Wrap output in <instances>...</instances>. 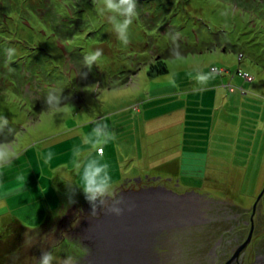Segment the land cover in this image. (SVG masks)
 Instances as JSON below:
<instances>
[{
    "label": "rangeland",
    "instance_id": "1",
    "mask_svg": "<svg viewBox=\"0 0 264 264\" xmlns=\"http://www.w3.org/2000/svg\"><path fill=\"white\" fill-rule=\"evenodd\" d=\"M230 1L238 4L136 1L124 46L93 0H0V116L8 118L5 132L14 131L9 146L20 152L0 169V230L14 219L23 226L2 234L0 264H39L44 250L53 252V264L67 256L74 264H223L228 238L247 235L240 218L249 221L264 188V0ZM175 11L227 33L235 49L181 53L168 46L157 34ZM8 48L16 50L11 60ZM97 49L103 54L89 69L84 55ZM159 53L167 72L149 77ZM44 54L54 74L61 71L58 79H44L43 64L33 68L32 57ZM34 72L56 83L67 107L41 108L50 90H40ZM94 128L112 138L95 145ZM92 158L110 165L114 185L112 197L97 201L96 216L75 167L77 159ZM140 179L201 194L205 204L186 206L170 192L167 207L131 197L120 215L109 212L119 197L147 189L131 187ZM261 197L254 234L264 232ZM134 212L136 219L145 215L146 227L126 232V239L115 234L121 228L111 222L129 229Z\"/></svg>",
    "mask_w": 264,
    "mask_h": 264
},
{
    "label": "clouds",
    "instance_id": "2",
    "mask_svg": "<svg viewBox=\"0 0 264 264\" xmlns=\"http://www.w3.org/2000/svg\"><path fill=\"white\" fill-rule=\"evenodd\" d=\"M94 4L98 5L97 10L102 15H106L108 23L111 25L112 31L117 35V39L121 41L122 45L127 46L129 43V28L133 23V19L137 15V3L136 0H93ZM14 48H8L5 50L7 57L11 60L15 54ZM102 50L97 49L95 51H89L84 55V64H87L89 69L93 62L98 64L100 57L102 56ZM86 74H82V78ZM55 92V95L53 93ZM65 99L62 94L53 89L47 94L45 100V106L52 111H60L67 107L65 103H61V100ZM0 169L10 166L15 159L19 158L20 152L11 148L8 143V134L14 135L13 129L9 128L6 133L4 126L8 125V118L6 116H0ZM259 130V128H258ZM93 136H95V145L106 142L112 138L110 134L107 136L101 133L97 128L93 129ZM86 140L90 141L91 137H87ZM94 145V147H95ZM75 167L80 176L79 189H82L84 198L91 206V215L96 216L97 213V201L103 204L106 198L113 196L114 185L112 176L110 173V165L106 162L102 163L97 158H92L84 163H80L79 159L75 162ZM22 179V178H19ZM71 188L73 185H68ZM123 202V197H119L116 200V206L108 209L109 212L116 215H120L123 209L119 206ZM55 260L54 254L51 250H44L39 257V264H53ZM64 264H74L72 257L67 256L64 259Z\"/></svg>",
    "mask_w": 264,
    "mask_h": 264
},
{
    "label": "trees",
    "instance_id": "3",
    "mask_svg": "<svg viewBox=\"0 0 264 264\" xmlns=\"http://www.w3.org/2000/svg\"><path fill=\"white\" fill-rule=\"evenodd\" d=\"M227 2H229L230 4L234 5V3L238 4L237 1H235L234 3H232V1L230 0H226ZM150 2V1H149ZM147 3V2H145ZM236 7H239L236 5ZM243 9V8H242ZM184 13H179L178 11H175L174 13L170 14L169 17L167 18L166 21V26L165 28H163V31H165L164 33H160L157 34L161 37H164L166 39V43L168 44V46L173 45V47L176 46V48L179 50V52L184 53L185 51H209L210 49H214L216 46H220V48L222 50H230V49H235V44L231 43L229 41V37L227 35V33L223 32V33H218V32H212L210 29H207L206 24H204L201 20L199 19H188V15H186L185 17H181V15L183 16ZM185 18V19H184ZM182 20V21H180ZM202 25H204L203 30L201 29ZM207 30H206V29ZM64 31V29H63ZM72 31L69 32H63L64 36H68L71 34ZM69 33V34H68ZM156 35V36H157ZM169 37V38H168ZM247 44H250L249 41H246ZM262 46H264V44H262ZM172 47V46H171ZM242 54V53H241ZM19 58H22V56H19ZM31 59V56H30ZM84 59V58H83ZM33 60V68L36 69V64L40 65L43 64L44 66V76L46 78L44 79H48L47 81H50V79L54 78V79H58L59 77H61V71L60 73H55L54 74V68L51 64H49V58H47V55L45 56L42 55V57H32ZM21 61V60H20ZM20 61L17 62V64H20V69L21 66H23V62L24 61ZM14 61H12V63H14ZM0 63H3V61L0 59ZM17 66V65H16ZM19 67L17 69H19ZM70 72L72 70L75 71L74 67H71ZM128 71V70H127ZM167 72V67H166V63L164 62V60L161 58V53H159V55L156 56V58L154 59L153 63H150L148 65V70L146 71V74L149 77H157V75H161ZM35 75L33 77V79L36 81V85L38 86H42L40 88V90H57L56 87V83L54 82L53 84H50V82H46L44 83L43 80H41L39 75H36L38 73L34 72ZM119 73H123V72H119ZM4 75V74H3ZM0 75V78L3 76ZM59 91V90H57ZM60 92V91H59ZM55 93V92H54ZM62 94V93H61ZM46 106H41V108H45ZM40 107L37 109H41ZM20 225L18 220L14 219V220H10L1 230H0V240L2 237V234L4 233V231L9 232L10 228L12 225ZM22 226V225H20ZM23 227V226H22ZM1 258V256H0Z\"/></svg>",
    "mask_w": 264,
    "mask_h": 264
},
{
    "label": "flooded vegetation",
    "instance_id": "4",
    "mask_svg": "<svg viewBox=\"0 0 264 264\" xmlns=\"http://www.w3.org/2000/svg\"><path fill=\"white\" fill-rule=\"evenodd\" d=\"M154 179V177H152ZM151 179V178H149ZM147 180V179H146ZM149 183L143 184L142 179L134 181L131 187L137 186L138 189L141 188H151V186H155L154 184H150L151 181H148ZM174 198L179 203H185L186 206L192 207V206H203L205 204V201H203V197L201 194L193 193V192H172ZM262 196V195H261ZM260 196V197H261ZM262 198V197H261ZM261 198L259 200H261ZM195 200H199L202 202H198ZM193 201V202H192ZM259 202V201H258ZM257 202V204H258ZM203 204V205H202ZM257 204L255 206L257 210ZM253 207V205H252ZM251 207V208H252ZM253 209V208H252ZM255 212L252 210L249 215V221H245L244 219L240 218L239 224L248 225V233L244 236H238L237 234H233L232 237L228 238L226 242L227 251L229 252V256L224 260L223 264H264V232L262 230L256 234L255 230H257V226L261 224L260 219H254V216L256 215ZM238 216H241L240 213H234L231 218L238 221ZM252 227V229H251ZM252 231L250 241L247 245H245L243 248L239 250V252L236 254V251L239 249V246L245 242L247 236L249 235V232ZM221 240V238H220ZM59 240L58 242H60Z\"/></svg>",
    "mask_w": 264,
    "mask_h": 264
},
{
    "label": "water",
    "instance_id": "5",
    "mask_svg": "<svg viewBox=\"0 0 264 264\" xmlns=\"http://www.w3.org/2000/svg\"><path fill=\"white\" fill-rule=\"evenodd\" d=\"M137 2H139V3H143V2H149V1H153V0H136ZM170 192L171 191H167L166 189H164L163 187L160 189V188H156V187H151V188H147V189H141L140 191H137V190H135V191H132V194L133 195H131L130 197H126V198H123V201L125 200V199H127V198H133V199H137V200H141V198H144V199H155V201L156 202H160V204L162 205H164L165 207H167L168 206V202L172 205L173 203H172V201H170L168 198L166 199L165 198V196L167 195H169L170 194ZM172 193V192H171ZM264 193V188H263V190L258 194V198H257V200H256V202L253 204V211L255 212V210H256V208H255V206H256V204H257V202L259 201V199L261 198L260 196L262 195ZM164 202V203H163ZM162 205V206H163ZM167 205V206H166ZM114 206H116V205H114ZM120 206V205H119ZM111 207H113V206H110L109 208H111ZM158 208H160V205L159 204H156V207L154 208V211H153V213H154V215H156L157 213H156V209H158ZM108 210V209H107ZM106 210V211H107ZM174 210H172L171 212H169V213H167V215L168 214H170V213H172ZM162 216H164V215H162ZM168 218H166V219H164L163 221L162 220H157L158 221V223H156L157 224V229H155L156 231L157 230H159L160 228H162V226L164 225V222L167 220ZM156 221V222H157ZM155 224V225H156ZM251 229H252V227H251ZM253 230V229H252ZM251 234H252V231H250L249 232V235L247 236V238L245 239L246 241L245 242H243L240 246H239V249L236 251V254L239 252V250L241 249V248H243L245 245H247L248 243H249V241H250V237H251ZM94 256H93V254H91V256H90V258H93ZM94 259V258H93Z\"/></svg>",
    "mask_w": 264,
    "mask_h": 264
},
{
    "label": "bare ground",
    "instance_id": "6",
    "mask_svg": "<svg viewBox=\"0 0 264 264\" xmlns=\"http://www.w3.org/2000/svg\"><path fill=\"white\" fill-rule=\"evenodd\" d=\"M143 203V202H142ZM140 206L139 205H137L136 207H135V209L136 208H139ZM152 207V206H151ZM135 209H134V211H135ZM130 212V211H129ZM136 212V211H135ZM135 212H134V214H133V216H135L134 218H133V216H132V221H129L128 222V224L130 225V228L129 229H126L125 228V226L123 225L124 223H119V222H117V221H115V222H111L114 226L116 225V226H119L120 228H121V230L119 231V232H117V233H115V234H120L121 236H123V237H125V234H126V232L127 233H132V232H134V231H136V230H138L139 231V229H140V231L142 230V228L143 227H146V223H147V218H145V219H143L142 217H144V216H142L141 218L140 217H138V219H136V217L138 216V214H135ZM124 221H126V220H124ZM113 225H111L110 226V228L113 226ZM124 226V227H123ZM109 228V229H110ZM111 230V229H110ZM109 230V231H110ZM98 231H101V228H98ZM112 233H113V231H111ZM111 232H106V233H111ZM124 234V235H123ZM127 236V235H126ZM125 239H126V237H125Z\"/></svg>",
    "mask_w": 264,
    "mask_h": 264
}]
</instances>
